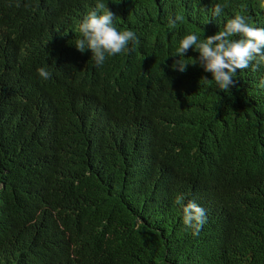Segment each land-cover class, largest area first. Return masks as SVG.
Masks as SVG:
<instances>
[{"label": "trees", "instance_id": "16d2710c", "mask_svg": "<svg viewBox=\"0 0 264 264\" xmlns=\"http://www.w3.org/2000/svg\"><path fill=\"white\" fill-rule=\"evenodd\" d=\"M101 2L137 41L97 66L74 46L97 0H0V264H264V68L221 91L194 48L171 67L262 0Z\"/></svg>", "mask_w": 264, "mask_h": 264}, {"label": "clouds", "instance_id": "9594fccd", "mask_svg": "<svg viewBox=\"0 0 264 264\" xmlns=\"http://www.w3.org/2000/svg\"><path fill=\"white\" fill-rule=\"evenodd\" d=\"M264 9V0L260 3ZM225 5L215 4L213 15L220 16ZM116 14L109 7L97 0L95 8L87 12L79 23L80 37L75 40L74 46L83 53L86 49L92 52L91 59L97 66L103 65L106 57L127 53L132 50L130 44L137 41L136 33L131 29L120 30L115 24ZM183 17L179 14L175 18H168V27L173 29L177 22H182ZM250 18L242 14H235L228 18L223 29L213 35H207L204 40L192 32L184 35L175 55L180 59L174 60L171 67L183 73L188 67L181 58L186 57L185 53L194 48L199 53L197 63L205 72L212 74L219 90L227 91L229 88L238 85L236 75L238 71L251 69L253 73L264 68V27H258L249 22ZM195 63V64H197ZM194 64V65H195ZM43 79L50 78V73L45 68L37 69ZM201 79L207 81V77ZM259 86L264 88V77L260 79ZM181 206L184 214L185 225L193 228L194 234L206 222L205 210L194 201L184 204L181 197L175 201Z\"/></svg>", "mask_w": 264, "mask_h": 264}]
</instances>
